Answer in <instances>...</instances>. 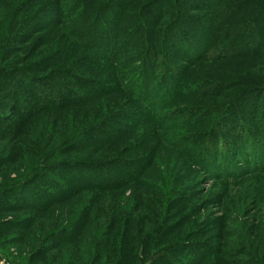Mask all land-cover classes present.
Instances as JSON below:
<instances>
[{
    "label": "rangeland",
    "instance_id": "rangeland-1",
    "mask_svg": "<svg viewBox=\"0 0 264 264\" xmlns=\"http://www.w3.org/2000/svg\"><path fill=\"white\" fill-rule=\"evenodd\" d=\"M154 1L0 0V264H264V0L186 5L196 51L165 57L169 16L144 13ZM97 9L110 46L86 39ZM150 50L151 86L168 81L137 97L128 80L140 86ZM49 81L68 103L43 101ZM243 86L244 113L206 152ZM58 161L107 164L124 182L58 196L52 181L76 183ZM39 188L54 195L29 199Z\"/></svg>",
    "mask_w": 264,
    "mask_h": 264
},
{
    "label": "trees",
    "instance_id": "trees-1",
    "mask_svg": "<svg viewBox=\"0 0 264 264\" xmlns=\"http://www.w3.org/2000/svg\"><path fill=\"white\" fill-rule=\"evenodd\" d=\"M169 0H165L163 2V0H156L154 2H152L150 4L149 8H144L145 10V16L146 19L148 21H152V20H157V18H159V23H162V21L164 19H166L169 16V20L168 23L166 24V29L164 31L163 36H161L160 40L158 41L160 44V48L161 50L164 52L163 53V57L168 56L167 54H172V55H183L186 52H189L190 55H194L191 54L193 52L196 51V49L193 48V46L197 45V42L195 41V36H193L192 33L187 34L188 32V28L190 25H193L194 22L191 21V19L186 15L185 11L183 10V8L186 5H190L191 7L193 6H205V5H210L212 4V8L218 7V5H220L219 3L221 2V0H173L171 3L172 5L168 2ZM188 3V4H186ZM99 9H97L96 11V17L94 20V24L89 28L88 31H92V35H88L86 39L94 41L95 43H99L101 41V39L105 40L109 42V46H110V41L109 39H114V35H113V30H109L107 29L106 26L100 27L97 26V24H99L101 22V25L104 24L103 23V16L109 14V10H102L99 14L98 11ZM111 10V9H110ZM113 13V11H112ZM152 13V14H151ZM91 15V13H90ZM168 15V16H167ZM114 16V15H113ZM89 18H91L89 16ZM150 18V20H149ZM201 24V23H200ZM141 35L140 37L145 34V30L141 29ZM143 31V32H142ZM244 35V34H243ZM242 35V36H243ZM153 36V35H152ZM185 36V37H184ZM156 38L157 36L154 35L153 38ZM100 39V40H99ZM157 39V38H156ZM113 44V42H111ZM162 43V44H161ZM111 44V45H112ZM196 48V47H195ZM185 49L187 50L185 52ZM181 51H184V53H182ZM147 57L144 59V64L141 68V70L139 71V73L137 72V83L140 85L139 87L137 86V88H135L134 82L132 83V81L128 80V90L130 91V93H133V95H136L137 97H141L142 95H147L149 94V91L152 92V95L154 96L153 92L156 91V93H158V91L162 90L163 88L166 87V80L168 81V77L167 75L161 79V81L159 82V84H154L153 87L151 86V81L154 78H157V76H154V71L156 70L155 68L152 67V65H150L149 60L151 59H157L156 55L154 54L153 50H150L148 54H146ZM159 61V59H158ZM166 70L168 68V66L166 65ZM3 71L0 69V72ZM167 74V73H166ZM21 75V74H20ZM23 78H28L29 76L27 75V73H23L22 74ZM51 82L53 81H49L47 83V85H49ZM28 88L33 89L34 88V83L32 82H28ZM46 85V84H44ZM51 87H53V91L55 89V95L53 97H49L44 96L43 101L46 102H53L54 99H57L56 104L55 105H59V104H64V103H68L70 98L67 97L69 94L66 93V91L64 89H62V87L58 88V86H56L54 83L50 84ZM152 87V88H151ZM250 87H245L243 86V89L241 88L240 90L236 91L233 93V95L231 96V99L229 101V103L227 105L231 106L230 109H228L229 111H227L229 113V115H224L221 116L220 118L217 119L216 123L217 125H214L213 129V134L211 137H209L207 139V142L205 143V147H206V152L209 150V153L216 155H219L218 150H222L224 148V145H222V141L221 138L218 139V135L220 134V130H219V126L223 124V127L226 125H231L232 124V119L235 116H239V112L244 113L243 111H241L240 109H238V107L235 105L237 103L243 100H245V94L246 93H250V90H247ZM35 89V88H34ZM141 89V90H139ZM155 89V91H153ZM245 89V90H244ZM5 90H8L10 92V97L14 96L13 100L15 99L16 96H19V92H17L13 87H9L7 84L5 85ZM244 91V92H243ZM256 91V90H255ZM72 93V91H71ZM155 93V94H156ZM164 94V93H163ZM147 97V96H146ZM150 97V96H149ZM156 97V96H155ZM42 98V97H41ZM39 98V99H41ZM157 99L161 100L162 97L157 96ZM247 99H250L247 97ZM48 100V101H47ZM247 106L241 109H246L248 111V107L250 106V104H246ZM51 106V105H50ZM227 106V107H229ZM226 107V108H227ZM225 109V108H224ZM222 113V112H221ZM215 123V124H216ZM90 134H87L84 136H81V139H90L91 137L89 136ZM217 136V137H215ZM217 138V141H216ZM216 141V142H215ZM217 146V148H216ZM218 146H221L220 149H218ZM243 144H240L239 147H242ZM244 147V146H243ZM224 153V152H223ZM116 162V161H115ZM50 169L52 171H59V169L63 170H67L69 172V178L71 179V181L73 183H75L74 185H70L69 182H60V181H52V183H55L60 190H62L61 194H59L58 196H62V197H67L70 195H74L80 191H85L88 189H103V188H108V187H117L118 184H122L124 182V176H122L120 173L117 172V170H115V168L111 167L110 165L107 164H96V163H92L90 161H74V162H68V161H58L56 163H54L52 166H50ZM40 177H42L41 175H37L35 176L34 179L31 178V176H27L24 180V182L26 181V186L29 185H36V181L38 179H40ZM31 178V179H30ZM26 186L24 187H18L14 186L11 187L12 192H14V194H17V197L20 196L22 199V195L24 194V192H28L26 189ZM10 189V190H11ZM54 195V192H52L50 189H46V188H39L37 195H33L31 196L29 199H33L34 197H37L38 200L39 199H44L46 196H52ZM25 196V195H24ZM59 197L55 198L54 200L58 199ZM8 199V198H7ZM37 200V201H38ZM53 200V201H54ZM36 201V202H37ZM52 201V200H51ZM58 200H56L55 203H57ZM40 204V203H39Z\"/></svg>",
    "mask_w": 264,
    "mask_h": 264
}]
</instances>
